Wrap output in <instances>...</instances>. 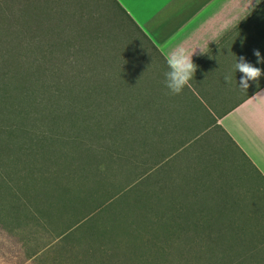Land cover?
<instances>
[{"label": "rangeland", "instance_id": "374dc122", "mask_svg": "<svg viewBox=\"0 0 264 264\" xmlns=\"http://www.w3.org/2000/svg\"><path fill=\"white\" fill-rule=\"evenodd\" d=\"M154 52L113 0H0V264H264L227 133L135 118Z\"/></svg>", "mask_w": 264, "mask_h": 264}, {"label": "crops", "instance_id": "0c3cea01", "mask_svg": "<svg viewBox=\"0 0 264 264\" xmlns=\"http://www.w3.org/2000/svg\"><path fill=\"white\" fill-rule=\"evenodd\" d=\"M155 49V58L141 68L143 82L134 84L135 118L157 123L182 118L188 143L213 129L224 130L264 180V75L239 86L240 57L264 71L255 51L264 57V0H113ZM179 44L199 46L189 85L179 95L168 94L164 73L167 56ZM230 75V82L225 76ZM184 145V146H185ZM183 146V147H184Z\"/></svg>", "mask_w": 264, "mask_h": 264}, {"label": "clouds", "instance_id": "9594fccd", "mask_svg": "<svg viewBox=\"0 0 264 264\" xmlns=\"http://www.w3.org/2000/svg\"><path fill=\"white\" fill-rule=\"evenodd\" d=\"M196 47H188L179 44L174 47L167 56L168 71L164 73V85L168 89V94L179 95L183 89L189 85L196 72L197 65L193 62V55L196 53ZM200 52L203 53L201 47ZM254 55L257 57V63H264V57H261L259 51H255ZM235 72L239 70L243 75L240 79L239 86L242 89H248L249 82H258L259 78L264 75L261 68L247 62L244 57L237 60ZM231 76L226 75L225 81L230 82Z\"/></svg>", "mask_w": 264, "mask_h": 264}, {"label": "trees", "instance_id": "16d2710c", "mask_svg": "<svg viewBox=\"0 0 264 264\" xmlns=\"http://www.w3.org/2000/svg\"><path fill=\"white\" fill-rule=\"evenodd\" d=\"M255 168V167H254ZM258 171V170H257ZM259 172V171H258ZM260 173V172H259Z\"/></svg>", "mask_w": 264, "mask_h": 264}]
</instances>
